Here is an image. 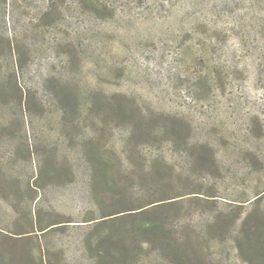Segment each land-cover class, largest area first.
Returning <instances> with one entry per match:
<instances>
[{
    "label": "rangeland",
    "instance_id": "obj_1",
    "mask_svg": "<svg viewBox=\"0 0 264 264\" xmlns=\"http://www.w3.org/2000/svg\"><path fill=\"white\" fill-rule=\"evenodd\" d=\"M176 256L264 264V0H0V264Z\"/></svg>",
    "mask_w": 264,
    "mask_h": 264
},
{
    "label": "trees",
    "instance_id": "obj_2",
    "mask_svg": "<svg viewBox=\"0 0 264 264\" xmlns=\"http://www.w3.org/2000/svg\"><path fill=\"white\" fill-rule=\"evenodd\" d=\"M89 161L92 165V192L95 196L96 201L98 202V205L100 209L102 210L103 214V220L101 221H107L109 219H115L117 217H121L122 213L129 212L131 210H134L135 212H129L128 214H134L139 213L143 214L148 212V206L157 203L158 200H156L158 197H160L164 193V183L163 178L161 175L162 168L150 166L149 168V177L152 179V182L150 184L144 185V184H137L142 188L141 194L142 195L139 198L132 197L131 200L128 198L130 195L128 194L127 187L119 186L118 182H115V187H120L119 189L114 190V198L113 202L107 201L104 199V194L107 192V188L109 186V180L112 177V166L114 165L116 158L112 155L107 154H100V153H94L93 155L89 156ZM145 204H137L142 201H146ZM133 203L129 207H134L130 209L124 210L123 208L126 207L125 205ZM144 203V202H143ZM136 205H140L137 206ZM111 207L118 208L115 211H109ZM244 230H246L244 228ZM177 257V256H176ZM179 261H181L178 257L174 259V264H179Z\"/></svg>",
    "mask_w": 264,
    "mask_h": 264
}]
</instances>
